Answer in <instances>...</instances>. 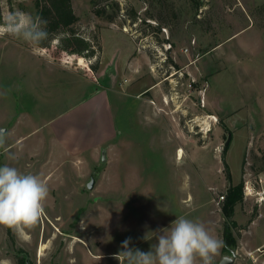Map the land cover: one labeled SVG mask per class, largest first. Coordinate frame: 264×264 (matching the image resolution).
I'll list each match as a JSON object with an SVG mask.
<instances>
[{"label":"rangeland","instance_id":"rangeland-1","mask_svg":"<svg viewBox=\"0 0 264 264\" xmlns=\"http://www.w3.org/2000/svg\"><path fill=\"white\" fill-rule=\"evenodd\" d=\"M72 3L94 57L65 51L47 26L39 47L0 37V166L49 188L34 229L0 226V264H120L126 238L148 251L181 215L222 241L214 264L232 251L264 264L250 255L264 245V0ZM17 9L38 16L36 0H0V21ZM241 181L230 219L220 196Z\"/></svg>","mask_w":264,"mask_h":264},{"label":"clouds","instance_id":"clouds-1","mask_svg":"<svg viewBox=\"0 0 264 264\" xmlns=\"http://www.w3.org/2000/svg\"><path fill=\"white\" fill-rule=\"evenodd\" d=\"M46 24L39 16L8 10L0 21V37L39 47L49 36ZM5 143L6 137L0 135V148ZM48 196V185L38 174L23 173L9 164L0 166V226L18 233L34 229L45 214ZM152 234L156 242L148 251L130 247L132 238L128 237L114 258L120 264H214L222 246V241L210 234L202 222L184 215L177 216L170 227Z\"/></svg>","mask_w":264,"mask_h":264},{"label":"trees","instance_id":"trees-1","mask_svg":"<svg viewBox=\"0 0 264 264\" xmlns=\"http://www.w3.org/2000/svg\"><path fill=\"white\" fill-rule=\"evenodd\" d=\"M36 6L38 10V16L47 22L46 26L51 34L60 35L64 33L60 38L62 47L65 51L71 54H79L83 57H94L96 55V45L93 40L81 36L75 29V25L79 20V16L76 14L72 0H36ZM96 14L102 15L104 9H95ZM171 14L173 10L170 11ZM175 15V13H173ZM114 16H110V21L114 20ZM93 70L98 69L97 63L92 64ZM227 147V146H226ZM224 172L227 173V177L230 179V171L228 163L223 157ZM243 181L239 185L230 187L228 194L225 196V204L223 205V212L227 218H232L234 215L235 206L242 202L243 199ZM236 227V225H235ZM226 244L229 247H234V237L232 235L231 228L228 227L226 231ZM19 264H27L26 257H18ZM32 264V263H31Z\"/></svg>","mask_w":264,"mask_h":264},{"label":"built area","instance_id":"built-area-1","mask_svg":"<svg viewBox=\"0 0 264 264\" xmlns=\"http://www.w3.org/2000/svg\"><path fill=\"white\" fill-rule=\"evenodd\" d=\"M264 179L262 177H259L257 180H256V183L257 184H260V183H263ZM254 184L250 181H247L245 186H244V190L246 192V194L249 196L250 194H252V192L254 191L255 187L253 186ZM264 191H258L257 190V193L258 194H261V199L264 200ZM220 199L221 200H224L225 199V196L224 194L220 196ZM250 255L253 257V258H256V259H259L260 257H263L264 258V245L262 246H259L257 247L255 250H253Z\"/></svg>","mask_w":264,"mask_h":264},{"label":"water","instance_id":"water-1","mask_svg":"<svg viewBox=\"0 0 264 264\" xmlns=\"http://www.w3.org/2000/svg\"><path fill=\"white\" fill-rule=\"evenodd\" d=\"M231 132H228V137L227 140L225 142V146H228L231 140ZM94 184V176L92 177L91 181L88 183V188H92ZM237 258V254L235 251H232V256L230 258H224L223 260H221V262L219 264H235V260ZM27 264H31L29 260H27Z\"/></svg>","mask_w":264,"mask_h":264},{"label":"bare ground","instance_id":"bare-ground-1","mask_svg":"<svg viewBox=\"0 0 264 264\" xmlns=\"http://www.w3.org/2000/svg\"><path fill=\"white\" fill-rule=\"evenodd\" d=\"M212 117V116H211ZM184 154V150H182L181 148L178 150V157L183 156Z\"/></svg>","mask_w":264,"mask_h":264}]
</instances>
